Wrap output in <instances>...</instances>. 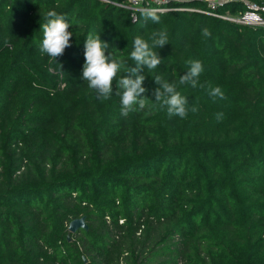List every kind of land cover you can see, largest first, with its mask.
I'll use <instances>...</instances> for the list:
<instances>
[{
  "label": "trees",
  "instance_id": "16d2710c",
  "mask_svg": "<svg viewBox=\"0 0 264 264\" xmlns=\"http://www.w3.org/2000/svg\"><path fill=\"white\" fill-rule=\"evenodd\" d=\"M171 3L154 24L102 0H0V264H264V28ZM49 10L72 24L57 62L40 52ZM162 28L145 95L198 59L225 99L182 85L186 119L151 101L122 117L115 84L102 102L82 79L86 37L132 66L134 38Z\"/></svg>",
  "mask_w": 264,
  "mask_h": 264
},
{
  "label": "clouds",
  "instance_id": "9594fccd",
  "mask_svg": "<svg viewBox=\"0 0 264 264\" xmlns=\"http://www.w3.org/2000/svg\"><path fill=\"white\" fill-rule=\"evenodd\" d=\"M141 15L145 20L154 24H161V14L156 9H144ZM46 22L42 24L43 39L40 52L46 54L51 61L64 55L65 50L71 47L73 33L69 31L72 25L65 16L55 10L46 13ZM204 37H211L209 29L202 30ZM151 41V43L149 42ZM169 44V35L166 28L153 31L148 39L136 36L133 41V50L130 59L134 62L128 66L125 61L117 60L110 51L109 43L100 39L99 34L89 33L84 44V64L82 79L87 81L88 88L95 92L97 99L106 101L113 96V85L117 87L115 93L120 97V114L127 118L131 113H136L152 106H158L166 111L169 119L179 117L186 119L189 113H197L198 106H189L188 98L181 94L178 88L182 85H190L192 88H206L207 94L214 100L225 99V94L219 86L202 84L199 77L204 72V66L198 59L188 60V70L181 75L178 82H169L160 76L155 77L158 85L154 90L155 100H150L145 94L143 84L145 69L153 71L162 63V58L155 49L163 48ZM121 73H125L121 75ZM217 119L223 117V113H217Z\"/></svg>",
  "mask_w": 264,
  "mask_h": 264
},
{
  "label": "built area",
  "instance_id": "2783aa9c",
  "mask_svg": "<svg viewBox=\"0 0 264 264\" xmlns=\"http://www.w3.org/2000/svg\"><path fill=\"white\" fill-rule=\"evenodd\" d=\"M108 4L125 8L130 11L132 19H136L139 12L144 9H156L158 11H177L183 7L172 4L174 0H102ZM182 1V0H180ZM204 6L187 7L191 10L204 12L217 18L231 20L240 24L250 26H261L264 28V4L252 0H240L245 4L244 10L235 13L229 10L220 11L219 8L225 6L232 0H201Z\"/></svg>",
  "mask_w": 264,
  "mask_h": 264
},
{
  "label": "water",
  "instance_id": "95a60500",
  "mask_svg": "<svg viewBox=\"0 0 264 264\" xmlns=\"http://www.w3.org/2000/svg\"><path fill=\"white\" fill-rule=\"evenodd\" d=\"M80 228L88 229V224L86 222L85 215L74 217L69 221V224H68L69 233L67 234L68 240H70L69 234L71 232L77 231Z\"/></svg>",
  "mask_w": 264,
  "mask_h": 264
}]
</instances>
